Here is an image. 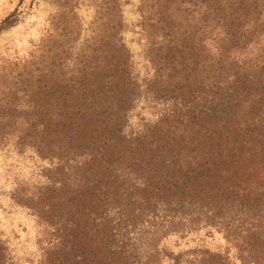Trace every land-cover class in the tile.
<instances>
[{
	"label": "trees",
	"instance_id": "1",
	"mask_svg": "<svg viewBox=\"0 0 264 264\" xmlns=\"http://www.w3.org/2000/svg\"><path fill=\"white\" fill-rule=\"evenodd\" d=\"M55 2L36 49L0 65V145L49 162L46 183L11 194L54 231L44 264H237L163 239L264 200V0H140L142 28L161 38L146 86L170 105L129 134L141 84L121 0L93 1L77 50L81 0ZM0 264H13L1 238Z\"/></svg>",
	"mask_w": 264,
	"mask_h": 264
},
{
	"label": "rangeland",
	"instance_id": "2",
	"mask_svg": "<svg viewBox=\"0 0 264 264\" xmlns=\"http://www.w3.org/2000/svg\"><path fill=\"white\" fill-rule=\"evenodd\" d=\"M93 1L81 0L77 7L82 27L75 50L91 34L90 23L95 16ZM121 2L126 23L123 37L131 50L133 73L141 84V95L130 112L125 130L129 134L157 121L170 102L156 99L146 86L154 75L148 47L161 38L142 28L140 0ZM15 9V23L5 28L0 25V65L5 59H25L36 49L47 26L46 19L57 10V5L55 0H0V21ZM48 165L32 148L17 147L12 138L0 145V238L7 245L13 264H44L46 249L53 244L52 227L11 195L16 188L33 191L35 185L46 183L43 167ZM223 213L222 227L204 226L183 238L169 236L163 239L164 245L174 252L208 248L227 255L237 264H256L249 254L253 251L259 257L260 251L264 255V200L251 207L227 203ZM257 264H264L260 257Z\"/></svg>",
	"mask_w": 264,
	"mask_h": 264
}]
</instances>
